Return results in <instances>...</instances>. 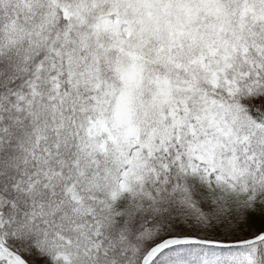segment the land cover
<instances>
[{
  "label": "snow or ice",
  "instance_id": "obj_1",
  "mask_svg": "<svg viewBox=\"0 0 264 264\" xmlns=\"http://www.w3.org/2000/svg\"><path fill=\"white\" fill-rule=\"evenodd\" d=\"M0 264H264V0H0Z\"/></svg>",
  "mask_w": 264,
  "mask_h": 264
}]
</instances>
